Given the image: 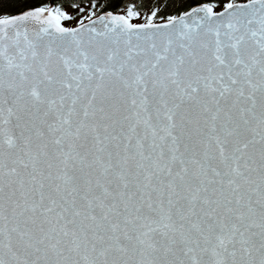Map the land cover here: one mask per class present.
I'll return each instance as SVG.
<instances>
[{"label":"snow or ice","instance_id":"6c2138e0","mask_svg":"<svg viewBox=\"0 0 264 264\" xmlns=\"http://www.w3.org/2000/svg\"><path fill=\"white\" fill-rule=\"evenodd\" d=\"M0 264H264V0H0Z\"/></svg>","mask_w":264,"mask_h":264}]
</instances>
